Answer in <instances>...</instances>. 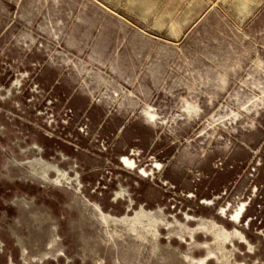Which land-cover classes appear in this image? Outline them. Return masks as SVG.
<instances>
[{
    "label": "rangeland",
    "instance_id": "1",
    "mask_svg": "<svg viewBox=\"0 0 264 264\" xmlns=\"http://www.w3.org/2000/svg\"><path fill=\"white\" fill-rule=\"evenodd\" d=\"M42 230L264 264V0H0V264Z\"/></svg>",
    "mask_w": 264,
    "mask_h": 264
},
{
    "label": "water",
    "instance_id": "2",
    "mask_svg": "<svg viewBox=\"0 0 264 264\" xmlns=\"http://www.w3.org/2000/svg\"><path fill=\"white\" fill-rule=\"evenodd\" d=\"M19 264H218L160 234L42 230Z\"/></svg>",
    "mask_w": 264,
    "mask_h": 264
}]
</instances>
